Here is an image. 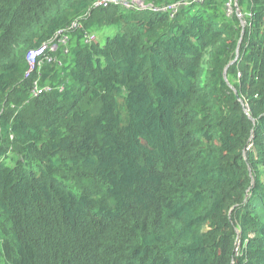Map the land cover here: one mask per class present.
<instances>
[{
	"label": "trees",
	"instance_id": "obj_1",
	"mask_svg": "<svg viewBox=\"0 0 264 264\" xmlns=\"http://www.w3.org/2000/svg\"><path fill=\"white\" fill-rule=\"evenodd\" d=\"M102 1L0 0V264H264V0Z\"/></svg>",
	"mask_w": 264,
	"mask_h": 264
},
{
	"label": "built area",
	"instance_id": "obj_2",
	"mask_svg": "<svg viewBox=\"0 0 264 264\" xmlns=\"http://www.w3.org/2000/svg\"><path fill=\"white\" fill-rule=\"evenodd\" d=\"M108 1L109 0H103L101 3H98V4H100V6L106 7ZM197 1H201V0H197ZM226 9H227L228 12L231 11V0L227 4ZM52 50H54V47H52ZM43 52H44V48H40V49L35 50V51H33V52L28 54L27 62L29 64L30 70H33V69H35L36 66H39L37 64V60H38V58L42 57ZM34 91L38 95L41 94V91L37 90L36 88L34 89Z\"/></svg>",
	"mask_w": 264,
	"mask_h": 264
},
{
	"label": "rangeland",
	"instance_id": "obj_3",
	"mask_svg": "<svg viewBox=\"0 0 264 264\" xmlns=\"http://www.w3.org/2000/svg\"><path fill=\"white\" fill-rule=\"evenodd\" d=\"M138 4H139V3H138L137 1L134 2V5L138 6Z\"/></svg>",
	"mask_w": 264,
	"mask_h": 264
}]
</instances>
